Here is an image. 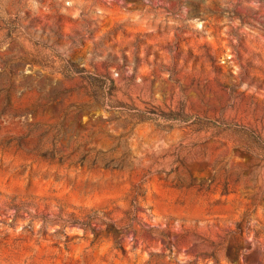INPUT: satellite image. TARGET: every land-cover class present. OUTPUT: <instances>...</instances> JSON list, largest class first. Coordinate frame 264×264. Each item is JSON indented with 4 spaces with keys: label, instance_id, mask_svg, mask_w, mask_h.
<instances>
[{
    "label": "rangeland",
    "instance_id": "obj_1",
    "mask_svg": "<svg viewBox=\"0 0 264 264\" xmlns=\"http://www.w3.org/2000/svg\"><path fill=\"white\" fill-rule=\"evenodd\" d=\"M264 0H0V264H264Z\"/></svg>",
    "mask_w": 264,
    "mask_h": 264
},
{
    "label": "trees",
    "instance_id": "obj_2",
    "mask_svg": "<svg viewBox=\"0 0 264 264\" xmlns=\"http://www.w3.org/2000/svg\"><path fill=\"white\" fill-rule=\"evenodd\" d=\"M88 83L95 101L101 108L108 105L109 110L129 113L139 122L162 120L164 122H175L179 124L188 123L196 127L197 130L213 128L220 132H230L236 135L240 141L235 146L236 148L264 161V137L248 127L233 123L210 121L199 117L193 118L184 114L181 110L168 112L140 111L112 99L115 91V85L112 80L106 81L101 77H96Z\"/></svg>",
    "mask_w": 264,
    "mask_h": 264
}]
</instances>
